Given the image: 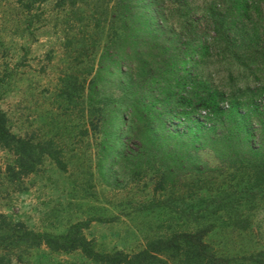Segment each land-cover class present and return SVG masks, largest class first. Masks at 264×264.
Returning a JSON list of instances; mask_svg holds the SVG:
<instances>
[{
	"label": "rangeland",
	"instance_id": "obj_1",
	"mask_svg": "<svg viewBox=\"0 0 264 264\" xmlns=\"http://www.w3.org/2000/svg\"><path fill=\"white\" fill-rule=\"evenodd\" d=\"M224 1L184 0L188 10L176 11L171 21L202 27L198 22L210 19L208 6ZM117 3L0 0V110L12 131L36 146L49 139L64 145L60 157L66 163L62 168L45 156L36 171L16 175L10 170L16 155L0 144V215L13 222L12 228L22 223L56 234L89 221L84 232L102 251L134 252L154 233L206 226L211 227L206 241L219 255L255 264L250 255L264 252V181L249 194L230 193L249 184V175L259 179L258 168L237 169L201 150L197 158L206 164L201 172L163 178L156 163L133 173L99 154L96 134L83 113L89 103L79 96L80 85L91 83L108 44L124 34V10H117ZM222 47L199 64V75L222 97H241L245 109L254 103L263 108L264 72H255L235 55L225 56ZM108 73L103 69L102 75L110 77L106 80L118 86L117 77ZM102 167L114 169L117 176L105 178ZM217 198L222 202H211ZM259 259L264 261V254ZM0 264L98 263L81 251L27 247L10 239L0 244Z\"/></svg>",
	"mask_w": 264,
	"mask_h": 264
},
{
	"label": "trees",
	"instance_id": "obj_2",
	"mask_svg": "<svg viewBox=\"0 0 264 264\" xmlns=\"http://www.w3.org/2000/svg\"><path fill=\"white\" fill-rule=\"evenodd\" d=\"M116 1V9L124 10L120 13V33L124 34L108 44L94 78L88 86L80 85L79 95L88 99L83 113L96 134L101 157L133 173L156 163L162 167V177L170 178L201 172L206 164L198 160L197 153L210 150L237 169L258 168L259 179L249 175V184L230 194L254 192L264 181V107L254 103L245 109L241 97H222L197 70L212 49L224 45L223 51L230 55L221 50L222 54L235 55L255 72H264V0H225L208 6L210 19L199 21L202 27L171 21L176 11L188 10L184 0ZM240 32L243 38L239 41L236 34ZM103 69L117 77L118 86L106 80L110 77L102 75ZM0 144L16 155L15 167L10 168L16 175L36 171L45 156L66 167L60 157L64 145L49 139L36 146L12 131L2 110ZM101 171L107 179L117 176L112 168ZM222 199L211 202L219 204ZM0 220V244L17 239L27 247L81 251L98 264H239L219 255L206 241L211 230L206 226L154 233L147 236L143 248L128 252L99 249L84 232L89 221L74 223L56 234L22 223L12 228L13 222H7L3 214ZM263 254H252L249 259L264 264L259 259Z\"/></svg>",
	"mask_w": 264,
	"mask_h": 264
}]
</instances>
